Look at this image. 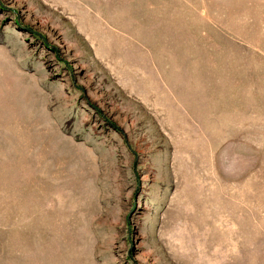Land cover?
Wrapping results in <instances>:
<instances>
[{
	"label": "rangeland",
	"instance_id": "rangeland-1",
	"mask_svg": "<svg viewBox=\"0 0 264 264\" xmlns=\"http://www.w3.org/2000/svg\"><path fill=\"white\" fill-rule=\"evenodd\" d=\"M0 264H264V0H0Z\"/></svg>",
	"mask_w": 264,
	"mask_h": 264
}]
</instances>
